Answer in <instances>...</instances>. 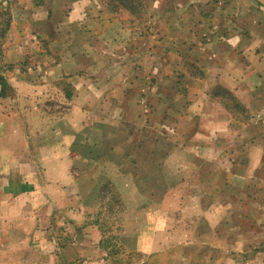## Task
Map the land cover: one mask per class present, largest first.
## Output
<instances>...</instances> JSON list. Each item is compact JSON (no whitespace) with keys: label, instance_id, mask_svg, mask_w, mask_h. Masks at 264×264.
Instances as JSON below:
<instances>
[{"label":"crops","instance_id":"0c3cea01","mask_svg":"<svg viewBox=\"0 0 264 264\" xmlns=\"http://www.w3.org/2000/svg\"><path fill=\"white\" fill-rule=\"evenodd\" d=\"M245 1L205 45L161 0L138 24L128 0H0V264H264V0Z\"/></svg>","mask_w":264,"mask_h":264},{"label":"rangeland","instance_id":"374dc122","mask_svg":"<svg viewBox=\"0 0 264 264\" xmlns=\"http://www.w3.org/2000/svg\"><path fill=\"white\" fill-rule=\"evenodd\" d=\"M146 1L149 2L152 0H128L130 6L132 8H136L137 11L136 13L132 14V17H130L129 15V17H127V12L116 11L115 14L119 18H129L128 20L134 21L136 20V22L133 23L138 24V20L143 21L148 17V12L145 7V4L147 3ZM161 1L163 4H165V10L162 13L161 19L166 21V23L167 20L171 19V22L176 25V31L181 33L182 36L186 31L184 33L180 31L181 28L178 26V19H187L192 22L191 19L195 17V26L193 28L190 27L189 30H191V32L195 34V37H201L202 33L206 32L209 38L208 41L204 43L205 45L209 41L213 40L214 36H218V34L221 33L223 30L227 35L226 37H228L230 34H238L241 30L244 29V24L247 25V22L244 20V16L248 13L246 11V7H248V4L245 0ZM177 10H180L181 12L184 10V17H181V12H178ZM192 10H195V13H193ZM10 15L11 13L9 11H3L2 9H0V20L3 22V26H5L10 20ZM168 29H170V27H168ZM146 30L150 32L151 29L149 30V28L146 27ZM195 46H197V44H194V47ZM164 94H166L169 98L168 93L166 91H164ZM106 204L108 205V207L106 206V209L103 213L104 227L106 228V230L109 229L107 239L111 243L110 245L112 246V248L107 249V252L111 254L112 257H117L118 254H124L122 248L118 244L119 242L117 241L118 235L120 234L121 215L123 214L122 207L116 199H113V197H110L108 203ZM173 253L174 260H180L176 261L178 262L177 264H186V261H184V258H182L181 252L174 251ZM124 258H126L127 262L140 261L139 263H142L145 260V257L139 254H125Z\"/></svg>","mask_w":264,"mask_h":264},{"label":"trees","instance_id":"16d2710c","mask_svg":"<svg viewBox=\"0 0 264 264\" xmlns=\"http://www.w3.org/2000/svg\"><path fill=\"white\" fill-rule=\"evenodd\" d=\"M137 11L136 10H133V9H131V13L133 14V13H136ZM0 84L1 85H4V79L0 76Z\"/></svg>","mask_w":264,"mask_h":264}]
</instances>
